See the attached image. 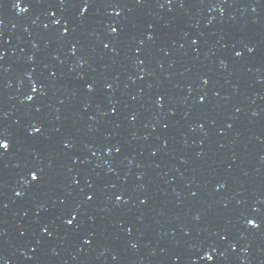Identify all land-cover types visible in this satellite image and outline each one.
Returning a JSON list of instances; mask_svg holds the SVG:
<instances>
[{
    "label": "water",
    "instance_id": "obj_1",
    "mask_svg": "<svg viewBox=\"0 0 264 264\" xmlns=\"http://www.w3.org/2000/svg\"><path fill=\"white\" fill-rule=\"evenodd\" d=\"M84 6L0 0V264H264V0Z\"/></svg>",
    "mask_w": 264,
    "mask_h": 264
},
{
    "label": "snow or ice",
    "instance_id": "obj_2",
    "mask_svg": "<svg viewBox=\"0 0 264 264\" xmlns=\"http://www.w3.org/2000/svg\"><path fill=\"white\" fill-rule=\"evenodd\" d=\"M87 2H88V0H85V6H84V8L82 9V11H86V10H87ZM57 23H59V22L57 21ZM112 31H113V32H116L117 29L113 28ZM64 32L67 33V32H68V29L65 28V29H64ZM237 55H240V53H237ZM32 90H33V92H35L37 89H36L35 87H33ZM27 99L32 100L33 97H32V96H28ZM41 130H42V129H41L40 127H35V126H34L32 131H33L34 134H38V133L41 132ZM9 147H10V145L8 144L7 140H6V139H3V138H0V149H7V148H9ZM38 178H39V177H38V175H37L36 173H33V174H32V180L35 181V180H38ZM18 195H19V193H18ZM89 199H91V197H89ZM117 199H120V197H117ZM74 219H75V217H73L72 219L67 220V224H68V225H72ZM248 223H249L252 227H258V226H259V225L256 223V221H254V220H249ZM207 259H208V260H212L213 257L209 255V256H207Z\"/></svg>",
    "mask_w": 264,
    "mask_h": 264
}]
</instances>
